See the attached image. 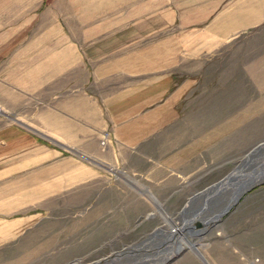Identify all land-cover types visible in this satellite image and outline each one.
Listing matches in <instances>:
<instances>
[{"label": "rangeland", "instance_id": "1", "mask_svg": "<svg viewBox=\"0 0 264 264\" xmlns=\"http://www.w3.org/2000/svg\"><path fill=\"white\" fill-rule=\"evenodd\" d=\"M188 11L193 0H0V131L39 133L57 154L0 178V264H264V149L248 153L264 143V23L217 50L178 122L138 154L109 129L54 126L68 93L93 91L103 109L163 73L145 64L176 52Z\"/></svg>", "mask_w": 264, "mask_h": 264}, {"label": "crops", "instance_id": "2", "mask_svg": "<svg viewBox=\"0 0 264 264\" xmlns=\"http://www.w3.org/2000/svg\"><path fill=\"white\" fill-rule=\"evenodd\" d=\"M186 14L182 22L178 18L183 33H178L176 52L162 48L159 61L145 64L146 70L163 73L114 98L104 95L103 109L102 98L98 100L100 95L93 91L80 89L68 93L65 118L58 117L55 128H60L59 122L64 121L66 135L69 129L72 135H77L78 130L85 135L90 130L109 129L116 144L140 153L178 122L185 97L192 95L201 73L211 71L209 66L217 50L245 30L264 23V0H193L192 20ZM203 64L208 67L202 68ZM52 122L51 117V126ZM32 133L19 127L0 131V178L25 176L26 169L32 170L28 174L32 176L42 160L57 156L54 150L42 148L39 133ZM42 152L48 156L42 158Z\"/></svg>", "mask_w": 264, "mask_h": 264}, {"label": "water", "instance_id": "3", "mask_svg": "<svg viewBox=\"0 0 264 264\" xmlns=\"http://www.w3.org/2000/svg\"><path fill=\"white\" fill-rule=\"evenodd\" d=\"M258 145H259V143L257 144V145H255L248 153H249V155L251 154V153H253L254 152V150H255V148H257L258 147ZM247 153V154H248ZM246 154V155H247ZM250 157V156H249ZM248 160V159H247ZM222 180V179H221ZM221 180H219V181H217L214 185H218L219 183H220V181ZM205 189H207V188H205ZM205 189H203V190H201V191H198V192H195L187 201L189 202V201H191V200H193V199H195V198H197L198 196H200V195H202L203 194V192L205 191ZM185 207H186V205H185ZM194 223H195V225L196 226H201L202 224H201V222L200 221H198V220H195L194 221ZM191 227V226H190ZM188 231H190L189 229H188ZM200 258H202L200 255H198ZM202 260L204 261V259L202 258Z\"/></svg>", "mask_w": 264, "mask_h": 264}, {"label": "bare ground", "instance_id": "4", "mask_svg": "<svg viewBox=\"0 0 264 264\" xmlns=\"http://www.w3.org/2000/svg\"><path fill=\"white\" fill-rule=\"evenodd\" d=\"M261 149H264V143H262L261 145H259L257 148H255V150H254V152H258V150L260 151ZM232 177V175H230L228 178H231ZM228 178H226V180L228 179ZM228 181V180H227ZM214 188V187H213ZM183 225H185V226H191V224H189V223H186V224H183Z\"/></svg>", "mask_w": 264, "mask_h": 264}]
</instances>
